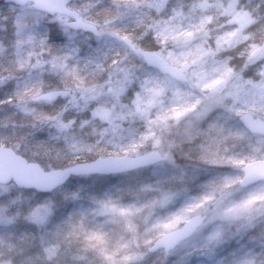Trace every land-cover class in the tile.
Returning <instances> with one entry per match:
<instances>
[{"label": "rangeland", "instance_id": "1", "mask_svg": "<svg viewBox=\"0 0 264 264\" xmlns=\"http://www.w3.org/2000/svg\"><path fill=\"white\" fill-rule=\"evenodd\" d=\"M165 2L110 0L108 3L116 7V14L113 8L107 15L106 23L99 28L95 21L103 20L105 13L100 8V0H76L79 8L71 4L69 7L82 20L95 25L101 33L95 40L102 42L103 49L82 60L86 69H90L97 94L89 101L67 95L58 102L54 111L56 114L50 117L38 115L36 102L31 100L34 95L44 92L37 88L36 78L41 74L45 80L57 84L63 71L57 59L69 52L78 55L85 49L81 48L83 44L72 41L73 35L58 28L64 39L52 42L50 48L47 46L41 50L42 43L38 37L32 36L31 27L47 22L48 17L33 11L30 4L11 11L20 44L25 49L28 47V55L33 58H29L32 64L27 68L30 73L21 76L20 80H9L6 74L3 75L5 81L0 79V145L12 148L28 161L40 164L43 169H52L44 163L56 159L50 154V146L55 147L56 155L62 153V147L71 148L78 155L80 145L85 143L76 136L69 138L67 135L68 122L77 117L79 103H83L85 113H88L83 121L88 127L87 132L93 135L90 141L96 138L93 129L97 133L100 129H107L108 134L114 137L130 136L143 123H148L160 129L156 140L167 143L171 139L167 133L169 120L179 122L185 113L202 102L194 89L200 86L201 80L207 79L210 72H219L220 75L208 80L200 90L203 92L204 87L210 89L203 101L205 106L223 113L219 131L236 134L243 129L238 116L227 111V98L220 91L229 73L225 62L217 54L231 55L235 57L233 62L239 65L242 58L236 57V52L243 49L249 63L247 75L254 76L264 66V47L255 43L260 38L259 33L249 27L251 20L245 15V9H256L257 6L264 11V0H190L185 9L179 7L178 10L162 12ZM118 8L122 14H118ZM126 13H138L140 18H145L143 27L135 30L138 37L149 36L158 49L157 53L171 65L178 67L179 64L184 68L188 64L197 66L193 74L196 79L193 80L178 67L186 75V81L177 82L146 68L140 54L135 52L136 55L130 57L123 53L122 47L114 44L110 34H115L111 26L120 24ZM225 17H230L232 23H222ZM61 18L63 23L60 25L64 26L68 19ZM83 37L89 39L90 36L83 34ZM2 53L0 51V55ZM10 56L13 58L12 52ZM12 60L7 57L0 64V75L9 69V65L16 68ZM70 64L75 68L74 62ZM106 68L108 70L103 75H96ZM59 88L62 89L54 87ZM246 92L254 99L264 96V81L246 90L237 80L230 94L239 97ZM9 97L13 98L12 102L8 101ZM251 107L255 109L256 105ZM65 114L68 122L61 121ZM45 134L48 139L43 138ZM159 151L166 156L160 163L122 174L72 178L73 183L62 185L52 195L34 196L22 192L13 184L0 185V233L16 226H32L26 221L11 222L12 217L26 213L30 214L29 219L35 224H47L51 220L50 209L71 200L69 195L75 191L74 194L78 193L85 203L81 205L82 209L79 207L80 215L74 211L73 215H78L74 219L80 222L87 211L103 209L107 213V216L96 218L94 229L86 232L87 238L97 246L101 264H138L139 245L151 231L174 229L193 216L191 213L197 208L214 200L216 205L209 216L195 214L199 222L193 234L207 233L209 227L215 230L206 238L192 234L191 239L185 240L184 247L190 253L186 257L188 264H261L264 260V238L254 230L245 231L243 227L226 232L225 223L218 222L221 218L231 223L235 218L251 216V200H239L227 209L224 205L250 191L253 184L239 185L243 176L240 172L241 167L254 159H237L231 165H220L210 172L198 167L179 148L172 149L168 154ZM181 207L184 208L182 214L170 215ZM73 215L71 212L68 216ZM157 216L168 218L153 223ZM164 232L160 231L158 235ZM171 259H180V254L173 255Z\"/></svg>", "mask_w": 264, "mask_h": 264}, {"label": "clouds", "instance_id": "2", "mask_svg": "<svg viewBox=\"0 0 264 264\" xmlns=\"http://www.w3.org/2000/svg\"><path fill=\"white\" fill-rule=\"evenodd\" d=\"M64 2L67 4V0H64ZM107 15L108 13H104L103 20L97 19L95 21L98 28L102 26V23H106ZM245 15L251 20L249 27H253L259 33L260 38L255 43L259 47H264V11H260L259 6H257L256 9H245ZM47 23L60 25L63 20L59 13L49 12ZM222 23L230 24L232 20L230 17H225ZM89 31L94 36L101 35L95 29H89ZM248 51L251 52V47L248 48ZM126 54L130 57L135 55L131 50H128ZM217 57L225 62L229 73L223 88L220 89L221 93L227 98V111L240 117L244 125L243 129H240L238 133L228 132L227 134H222L219 129L223 113L213 107H206L203 102L210 89L204 87L203 92H201V87L206 85L208 80L215 79L220 75L219 72H210L207 79L201 80L200 86H196L194 89L202 102L185 113L179 122L169 120L167 133L171 139L167 143L156 140V137L160 134V129L154 124L143 123L132 135H121L119 137L109 135L107 129H100L99 133L93 129V134H95L96 138L80 145V156L71 150L66 153L65 158L68 160L69 165L67 171L75 172L80 167L81 156L84 153L95 152L97 158L121 156L134 161L138 157L148 156L156 150H163L168 154L175 148L181 149L183 154L190 160L195 161L198 167L206 168L210 172L220 165H231L235 160L241 158L264 162V96L254 99L247 92L239 97H234L230 94L233 83L237 80L240 81L246 90H250L255 84L264 81V66L254 76L247 75L249 63L248 57L244 56L243 49L236 52V57L242 58V63L239 65L233 62L235 57L231 55L218 53ZM177 66L181 67L190 78L196 79L193 74L197 71V66L192 64H188L186 68L179 64ZM8 101L12 102L13 98L9 97ZM253 104L256 105L255 109L251 107ZM12 123L15 125V121ZM68 123L71 124L72 121ZM13 133H16L15 127L13 128ZM21 135L25 134L22 133ZM186 145L188 146L187 149H185ZM240 175H244L242 170ZM239 200H251V216L235 218L231 223L222 221L221 218L218 222L225 223L226 232L238 231L243 227L245 231L254 230L256 234L264 238V179L251 185L249 192H245L237 199L227 202L224 205L225 209L231 207L233 203H238ZM215 205L216 202L214 200H209L206 206L197 208L191 214H200L207 217L213 211ZM183 212L184 208L181 207L172 211L170 215H179ZM50 213H54V209H50ZM29 216L30 214L27 213L17 215L11 218V222L26 221L35 223V221L29 219ZM167 218V216H157L153 223L164 221ZM177 227H183V224L181 223ZM167 230L166 228H159L144 237L139 245L141 251L137 257L138 264H188L186 257L190 253L184 247L185 240L179 241L172 246H166L159 238L158 233ZM214 230L213 227H209L207 233L193 235H203L206 238ZM191 238L192 236H189L185 239ZM176 254H180V259H171ZM46 260L51 261L52 258L46 257ZM0 264H3V262L0 261ZM261 264H264V260L261 261Z\"/></svg>", "mask_w": 264, "mask_h": 264}, {"label": "trees", "instance_id": "3", "mask_svg": "<svg viewBox=\"0 0 264 264\" xmlns=\"http://www.w3.org/2000/svg\"><path fill=\"white\" fill-rule=\"evenodd\" d=\"M189 1L190 0H166L162 12L178 10L179 7L185 9ZM108 2H110V0H100L101 10L109 15L114 8V14H116V7H112ZM71 4L77 7L76 0H71ZM23 8L24 6L15 7L13 5L4 4L3 1L0 0V51L3 52L0 55V64L8 57V59H13L12 61L15 63L16 67L14 68L9 65L7 71L1 72L0 79H3V75L6 74L9 80H20L21 76L30 73L27 68L31 66L32 61L29 58H33V56L28 55V47L25 49L21 46L17 35L18 31L13 22L14 18L10 16L12 13L11 11ZM117 11L118 14H122L120 8H118ZM139 18L140 16L138 13H126L120 24H113L111 26V31L119 36L125 37L129 42L135 45V49L137 50H152L157 52V47L152 40H150L149 36L138 37L135 30L138 27H143L142 24H144L145 19ZM58 28H60V30L62 29L63 33L66 32L69 35H73L74 40L70 36L72 41L79 42L78 45H80V43L83 44L81 48H84L85 52L82 51L78 55L71 54L70 52L61 55L57 59V62L61 63V70H63L60 74L61 77L59 76V82H57V84L55 82L51 83V81L45 80L44 76L40 74V76L36 78V86H38L37 88L39 90L51 89L58 86L63 90H67V95L69 96L73 95L76 98L81 97L82 100L89 101L97 92L95 85H93L95 81L91 78L89 73L90 69H86L82 60L84 57H90V54H93L94 51L98 49L102 50V42L95 40L93 36H90L91 39H87L83 37V33L79 31H69L63 25L56 27L54 24L45 22L41 25H34L31 27L32 36L38 37L40 43H42L40 47L41 50L48 48L52 42H58L64 39L60 36V33H58ZM54 33H58L59 35L54 36ZM17 41H19V43H17ZM113 42L122 47L123 53L131 50L121 43H117L116 41ZM56 49H59L58 46ZM131 51L133 52V50ZM10 52H12L13 58L10 56ZM133 53H135V51ZM70 62L75 63V68ZM65 66L66 71L64 72ZM107 70L108 68L101 69V72H97L96 75H103ZM3 81L5 80L3 79ZM67 95H62L50 102L40 101L34 103V105L37 106L36 113L47 117L56 114L54 111H56L58 102L68 97ZM85 112L86 110L83 103H79L76 111L77 117L71 120L72 123L68 127L67 135L69 138L70 136H76L80 138L82 142L90 141V138H92L93 135L87 132L88 127H86V122L83 121V119L87 118L88 114ZM71 117H73V115H71ZM61 121H69L66 114L63 115ZM85 133H87V135H85ZM43 138L48 139V135L45 134ZM62 148V153L56 155L57 151L55 147H49L50 154L56 159L53 161H44L47 168L68 166V160L65 156L66 153L69 152V149H67V147ZM70 150L73 151L71 148ZM78 155L80 156L81 152L78 153ZM96 156L97 154L95 152L84 153L81 156V161L91 160ZM71 183H73V179H70L66 183V186H69ZM21 191L30 193L34 196L38 195L32 190L21 189ZM54 192L55 190L47 195H52ZM74 193L75 191H72L71 195H69L71 200L52 208L54 209V213H50L51 220L47 224L31 223L32 226H16L13 229L2 231L3 233H0L3 234L2 237H0V261H2L3 264H57V262L58 264H101L99 259L101 256L96 250L97 246L87 238L86 232L88 233L89 230L94 229L93 226H95L96 218L107 216V213L103 209L92 212L87 211L83 214V219L80 222L74 219L76 216L80 215L81 205L85 203V199H82L78 193ZM74 211L77 212L78 215L74 216ZM71 212L74 217L68 216ZM46 257H51L52 260L47 261Z\"/></svg>", "mask_w": 264, "mask_h": 264}, {"label": "water", "instance_id": "4", "mask_svg": "<svg viewBox=\"0 0 264 264\" xmlns=\"http://www.w3.org/2000/svg\"><path fill=\"white\" fill-rule=\"evenodd\" d=\"M3 2L15 6L31 3L35 11L43 12L46 15L49 12H56L68 17L70 20L65 25L69 29L81 30L91 35L93 34L89 29L98 31L95 25L83 21L77 12L67 6L70 0H67V4H65L64 0H3ZM117 40L125 42L122 37ZM142 56L148 68L156 70L162 75L169 76L178 82L186 80V76L180 68L171 65L157 53L147 50L142 53ZM64 93L66 92L59 89L46 90L34 95L31 100L34 102L41 100L51 101ZM238 120L244 127L240 117H238ZM164 158L165 156L158 150L151 152L148 156L138 157L134 161L121 156L95 157L91 160L81 161L80 167L75 172H68L67 168L69 166L45 170L37 162L28 161L10 147L0 145V185L12 183L21 189L33 190L37 193H50L72 177L128 172L161 162ZM241 170L244 175L241 177L239 185L242 187L264 179V162L254 160L241 167ZM197 218V216L189 217L182 223L183 227L166 231L159 238L166 246H172L179 241L186 240L185 238L193 233Z\"/></svg>", "mask_w": 264, "mask_h": 264}]
</instances>
